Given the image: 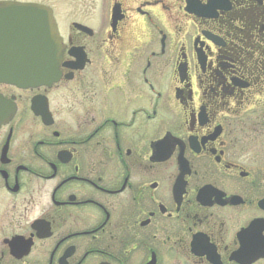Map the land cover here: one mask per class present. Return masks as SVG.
Listing matches in <instances>:
<instances>
[{
    "label": "flooded vegetation",
    "instance_id": "af4514ba",
    "mask_svg": "<svg viewBox=\"0 0 264 264\" xmlns=\"http://www.w3.org/2000/svg\"><path fill=\"white\" fill-rule=\"evenodd\" d=\"M10 1L63 54L0 81V264H264V0Z\"/></svg>",
    "mask_w": 264,
    "mask_h": 264
},
{
    "label": "water",
    "instance_id": "95a60500",
    "mask_svg": "<svg viewBox=\"0 0 264 264\" xmlns=\"http://www.w3.org/2000/svg\"><path fill=\"white\" fill-rule=\"evenodd\" d=\"M0 41L11 48L1 61V82L28 88L59 80L63 44L50 7L0 1Z\"/></svg>",
    "mask_w": 264,
    "mask_h": 264
},
{
    "label": "rangeland",
    "instance_id": "374dc122",
    "mask_svg": "<svg viewBox=\"0 0 264 264\" xmlns=\"http://www.w3.org/2000/svg\"><path fill=\"white\" fill-rule=\"evenodd\" d=\"M32 1L46 2V3H48V4L53 5V6L56 8V10H57L58 15H59V10H60L61 6L64 4V0H32ZM66 2H67L68 4L70 3V5L72 6V7H71V10H73V9H74V6L76 5V4H75L76 0H66ZM69 18H70L71 20H74V13H71V14L69 15Z\"/></svg>",
    "mask_w": 264,
    "mask_h": 264
}]
</instances>
